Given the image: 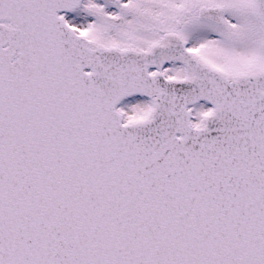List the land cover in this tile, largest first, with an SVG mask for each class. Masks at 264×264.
<instances>
[{
	"label": "snow or ice",
	"instance_id": "6c2138e0",
	"mask_svg": "<svg viewBox=\"0 0 264 264\" xmlns=\"http://www.w3.org/2000/svg\"><path fill=\"white\" fill-rule=\"evenodd\" d=\"M0 264H264V0H0Z\"/></svg>",
	"mask_w": 264,
	"mask_h": 264
}]
</instances>
